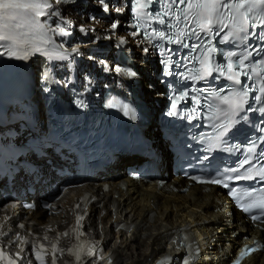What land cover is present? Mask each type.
<instances>
[{
  "label": "snow or ice",
  "instance_id": "snow-or-ice-1",
  "mask_svg": "<svg viewBox=\"0 0 264 264\" xmlns=\"http://www.w3.org/2000/svg\"><path fill=\"white\" fill-rule=\"evenodd\" d=\"M60 3L61 0H0V55L28 60L34 53H42L49 59H67L68 52L57 45L50 35H70L66 28L73 22L63 18L57 7ZM99 4L105 13L110 10L116 13L125 11L123 6L110 8V3L106 0H99ZM150 4H159L160 8L150 12ZM131 11L134 23L130 26L142 29L148 43L155 41L152 47L161 53L162 64H170V57L175 55L178 57L175 61L177 67L184 68L185 62L193 64V67L187 69L186 79L208 81L211 78L213 82L222 81L216 86L209 83L207 87L195 89L201 96L189 97L188 92L181 89L180 95H173L171 98L174 102L169 114H176L180 100L192 99L197 107L190 111L200 116L199 109L203 99L205 114L212 128L211 133L202 134L207 149L212 151L224 148L229 152L238 150L240 145H231V131L246 119V112H264V0H134ZM41 17L45 18L43 22ZM49 17L58 18L55 28L48 25ZM119 26L120 21L117 19L113 20L110 28L115 30ZM80 30L88 31L83 26ZM138 34L137 31L132 32L133 36ZM215 37H219L218 44H228L233 50L225 52L213 46ZM250 41H255V44ZM119 43H124L123 37L119 38ZM165 43L176 45L177 49L165 47ZM185 48L188 52L180 57L179 50ZM148 50L147 47L143 49L146 53ZM78 51L76 47L71 49L72 53ZM217 56H222L223 60L217 59ZM113 70L132 77L138 75L130 68L116 66ZM167 74L184 78L182 72ZM256 92L260 95H255ZM205 93L207 95H203ZM250 99L252 102H261L260 106L252 108ZM124 111H129L127 106ZM257 140H264V136L248 141L250 146L245 148L243 159L237 161L236 167L218 169L192 179L229 189V195L239 202L238 206L245 213H252L254 210L264 213V186L256 189L237 187L230 183L233 180L260 178L264 185V167L252 165L253 159L264 161V145L257 152ZM246 165L251 166L245 167ZM81 219L82 217H77L78 226ZM251 219L260 220L261 216L252 215ZM94 247L89 242L83 256H94ZM260 247L264 245H245L243 255L255 252ZM33 255L39 264H45L39 252L34 251ZM69 255L75 257L76 264H85L80 251L69 250ZM0 264H17L16 260L3 251V246H0ZM89 264L95 262L91 261ZM235 264H240L239 259Z\"/></svg>",
  "mask_w": 264,
  "mask_h": 264
},
{
  "label": "bare ground",
  "instance_id": "bare-ground-1",
  "mask_svg": "<svg viewBox=\"0 0 264 264\" xmlns=\"http://www.w3.org/2000/svg\"><path fill=\"white\" fill-rule=\"evenodd\" d=\"M61 9L67 12L68 17L77 22L86 19L84 21L86 25L95 26V31L101 34L104 39L111 35L125 34L123 32L107 33L105 28L110 24L105 20L96 18L88 21L87 13L92 9L89 5L74 8L62 7ZM102 29L104 30L102 31ZM84 42L85 47L92 46L91 40ZM94 50L101 51L100 47H95ZM19 64L14 61V66ZM3 133L5 132L3 131ZM130 163L131 161L128 159H122L116 167L117 171L120 172L124 165ZM166 164V160H162L161 166L164 167V170H167ZM173 183L181 187L186 186L184 180L173 179ZM103 184L104 181H99L96 186H91L89 189L76 188L74 192H71L70 189L56 201L50 213H35L38 223H43L38 227V232L48 235L62 227L63 219L74 215L82 205L79 199L90 194L92 198H97V201L87 207V213L93 215L103 209H116L122 216L130 218L135 224L146 225L142 230L146 235L137 237L132 242L122 240L109 243V245H101L103 249L91 257L83 256L85 250L76 248L77 244L69 240L63 242L68 247L65 250H56V246L49 247V249L30 246L26 249L29 256L26 253L18 262L11 255L12 251L9 248L13 247L14 251L21 249L18 237L13 240L17 230L20 229V225L16 226L15 221L17 217L24 216L26 211H20L16 207L6 209L0 207V246H3V251L16 260L17 264H39L33 255L34 251L39 252L45 264H54V262L55 264H76L75 257L69 255V250L80 251L85 264H89L91 261H94L95 264H152L166 251L167 241L174 234L178 236V232L182 228H187L199 230L201 242L207 246L210 245L215 251L214 259L201 260L200 264H218L215 260L218 256L223 252L233 251L235 246L241 242L243 230L245 228L252 230L250 224L244 220V216L236 211L231 202L227 201L215 187H210L208 191L203 192L200 186L192 185L186 191L173 192L158 190L156 184L153 183L137 184L128 181L127 189H121L118 188L117 181L114 180L109 190L103 191ZM252 232L260 238L264 237V229L262 231L252 230ZM50 237L55 238L54 236ZM217 243L223 245L222 250L216 249ZM9 244L10 246H8ZM244 264H264V250L250 257Z\"/></svg>",
  "mask_w": 264,
  "mask_h": 264
},
{
  "label": "rangeland",
  "instance_id": "rangeland-1",
  "mask_svg": "<svg viewBox=\"0 0 264 264\" xmlns=\"http://www.w3.org/2000/svg\"><path fill=\"white\" fill-rule=\"evenodd\" d=\"M75 11H76V10H75ZM63 13L66 14L65 11H63ZM87 20H88V19H87ZM79 21H80V22H84V21H86V19H85V20H84V19H83V20H79ZM55 22L58 23L56 20H55ZM56 23H55V24H56Z\"/></svg>",
  "mask_w": 264,
  "mask_h": 264
}]
</instances>
